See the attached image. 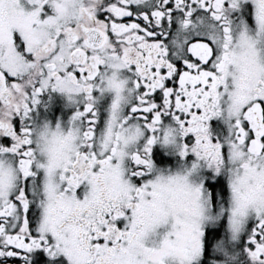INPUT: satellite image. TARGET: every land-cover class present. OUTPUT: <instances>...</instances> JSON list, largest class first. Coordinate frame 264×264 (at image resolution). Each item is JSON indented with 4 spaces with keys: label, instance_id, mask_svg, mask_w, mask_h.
<instances>
[{
    "label": "snow or ice",
    "instance_id": "1",
    "mask_svg": "<svg viewBox=\"0 0 264 264\" xmlns=\"http://www.w3.org/2000/svg\"><path fill=\"white\" fill-rule=\"evenodd\" d=\"M0 264H264V0H0Z\"/></svg>",
    "mask_w": 264,
    "mask_h": 264
},
{
    "label": "flooded vegetation",
    "instance_id": "2",
    "mask_svg": "<svg viewBox=\"0 0 264 264\" xmlns=\"http://www.w3.org/2000/svg\"><path fill=\"white\" fill-rule=\"evenodd\" d=\"M65 103H66L65 100L62 97H60L59 94H53L52 111L49 113H45L44 108L40 107L38 109L39 118L43 119L44 116L47 115L49 119H52L53 117H60L64 115L65 113H69L70 110L67 108H64Z\"/></svg>",
    "mask_w": 264,
    "mask_h": 264
}]
</instances>
